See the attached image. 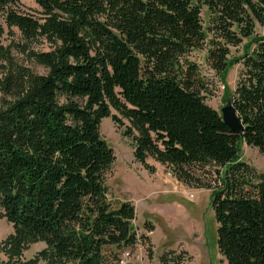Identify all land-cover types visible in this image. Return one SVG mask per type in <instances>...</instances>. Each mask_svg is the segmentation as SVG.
Returning a JSON list of instances; mask_svg holds the SVG:
<instances>
[{
    "label": "trees",
    "instance_id": "16d2710c",
    "mask_svg": "<svg viewBox=\"0 0 264 264\" xmlns=\"http://www.w3.org/2000/svg\"><path fill=\"white\" fill-rule=\"evenodd\" d=\"M34 2L41 19L20 12L19 0H0L7 26L56 43L32 53L46 74L22 69L2 83L14 99L0 108V218L13 231L0 241V264H105V248L138 242L133 203L109 198L115 155L99 131L104 117L125 125L145 169L154 170L152 157L177 180L211 190L227 264H264V173L239 158L242 141L264 154V0ZM244 38L243 53L229 58ZM194 49L207 51L220 76L241 63L228 103L242 134L204 101L186 57ZM37 241L45 247L22 260Z\"/></svg>",
    "mask_w": 264,
    "mask_h": 264
},
{
    "label": "rangeland",
    "instance_id": "374dc122",
    "mask_svg": "<svg viewBox=\"0 0 264 264\" xmlns=\"http://www.w3.org/2000/svg\"><path fill=\"white\" fill-rule=\"evenodd\" d=\"M17 9L37 19L43 17L41 8L34 0H19ZM203 23L208 14L203 8ZM41 21V20H40ZM256 33H261L257 25ZM250 38H244L239 46H231L229 58H237L244 51ZM53 41L45 37L26 38L14 26H7L0 16V108L12 101V94L3 91L5 77L12 80L23 73L22 69L33 74H46L47 68L36 61L32 53L49 51L54 48ZM253 46V45H252ZM205 49H194L186 56L198 66L200 90L204 101L221 112L229 104L241 69L240 62H233L224 76L216 73L208 64ZM112 113H116L113 109ZM127 125L128 121L123 119ZM125 125H119L110 117L101 119L99 131L112 147L115 155L106 183L112 201L130 200L135 207L132 225L138 242L133 247H107L104 249L105 264H119L118 259L124 250H130V258L125 264H227L216 245V222L211 207L208 188H198L170 177V169L155 161L147 162L154 166L148 171L133 158V145L130 137L123 134ZM239 158L264 173V154L256 147L240 144ZM193 192L194 198L187 194ZM148 224L153 229H148ZM13 231L12 224L0 218V241ZM45 247L42 241L28 243L21 259L33 257ZM166 255L162 261L161 256ZM176 258L177 262L169 259ZM7 257L0 251V262Z\"/></svg>",
    "mask_w": 264,
    "mask_h": 264
},
{
    "label": "water",
    "instance_id": "95a60500",
    "mask_svg": "<svg viewBox=\"0 0 264 264\" xmlns=\"http://www.w3.org/2000/svg\"><path fill=\"white\" fill-rule=\"evenodd\" d=\"M221 116L223 122L228 126V128L233 133L238 135L242 134L243 125L232 104H227L224 107H222Z\"/></svg>",
    "mask_w": 264,
    "mask_h": 264
},
{
    "label": "built area",
    "instance_id": "2783aa9c",
    "mask_svg": "<svg viewBox=\"0 0 264 264\" xmlns=\"http://www.w3.org/2000/svg\"><path fill=\"white\" fill-rule=\"evenodd\" d=\"M168 174L170 175L171 178H173V175H172L171 172L168 173ZM187 196H188L189 199H193L194 198L193 192L188 193ZM129 258H130V250L129 249L124 250L122 252L121 256L119 257V264H125L128 261Z\"/></svg>",
    "mask_w": 264,
    "mask_h": 264
}]
</instances>
